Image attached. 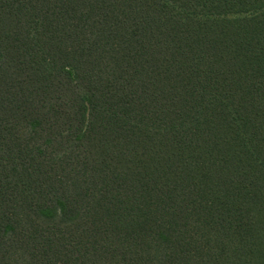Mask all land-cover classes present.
<instances>
[{"label":"trees","instance_id":"trees-1","mask_svg":"<svg viewBox=\"0 0 264 264\" xmlns=\"http://www.w3.org/2000/svg\"><path fill=\"white\" fill-rule=\"evenodd\" d=\"M0 264H264V0H0Z\"/></svg>","mask_w":264,"mask_h":264}]
</instances>
